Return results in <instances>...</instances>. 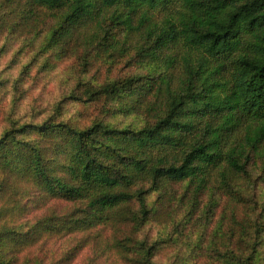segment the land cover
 <instances>
[{"label": "trees", "instance_id": "trees-1", "mask_svg": "<svg viewBox=\"0 0 264 264\" xmlns=\"http://www.w3.org/2000/svg\"><path fill=\"white\" fill-rule=\"evenodd\" d=\"M25 1L67 8L56 31L63 38L82 35L92 21L96 28L107 22V34L123 29L142 63L165 69L139 84L126 80L86 91L127 98L154 117L142 128L97 122L78 129L50 118L0 137V216L23 208L20 201L9 205L22 189L24 195L35 190L46 203L71 205L22 231L3 224L0 264H13L9 250L33 246L40 237L109 223L129 232L116 245L127 263L155 264V244L139 238L146 221L160 216L148 206L150 193L159 191L166 202L175 183H186V194L200 197L216 187L232 196L231 185L247 174L248 162L264 160V0ZM118 47L110 45L109 52L121 53ZM33 133L37 140L23 138ZM238 244L225 264H257V249L244 256L249 249Z\"/></svg>", "mask_w": 264, "mask_h": 264}, {"label": "rangeland", "instance_id": "rangeland-1", "mask_svg": "<svg viewBox=\"0 0 264 264\" xmlns=\"http://www.w3.org/2000/svg\"><path fill=\"white\" fill-rule=\"evenodd\" d=\"M17 1L0 0V137L12 128L50 118L78 129L97 122L138 129L155 121L127 98L86 94L87 89L112 82L139 84L164 71L160 63L140 61L136 47L131 46L134 42H127L126 31L117 28L107 34V22L96 28L92 21L82 35L63 38L56 31L67 8ZM124 43H129L126 51ZM110 45L123 51L109 52ZM178 77L180 73L175 84ZM37 137L33 133L23 138L34 141ZM173 187L166 202L159 191L147 197L149 208L154 207L160 216L146 221L139 238L155 244V264H225L229 248L239 249V240L249 249L244 256L256 248L257 264H264L263 159L248 162L247 174L236 177L231 185L232 196L219 193L216 187L204 188L200 197L186 194V183ZM25 193L20 190L14 203H9L20 201L23 208L2 214L0 228L8 224L22 231L39 217L62 214L71 207L65 200L46 203L35 190ZM127 231L125 225L98 224L88 231L40 237L33 246L8 253L13 264H129L123 249L116 246Z\"/></svg>", "mask_w": 264, "mask_h": 264}]
</instances>
